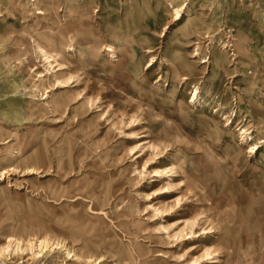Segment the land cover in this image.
Listing matches in <instances>:
<instances>
[{
    "label": "rangeland",
    "instance_id": "obj_1",
    "mask_svg": "<svg viewBox=\"0 0 264 264\" xmlns=\"http://www.w3.org/2000/svg\"><path fill=\"white\" fill-rule=\"evenodd\" d=\"M260 139L264 0H0V264H264ZM172 178L206 197L163 187L166 221ZM211 201L209 233H163Z\"/></svg>",
    "mask_w": 264,
    "mask_h": 264
},
{
    "label": "bare ground",
    "instance_id": "obj_2",
    "mask_svg": "<svg viewBox=\"0 0 264 264\" xmlns=\"http://www.w3.org/2000/svg\"><path fill=\"white\" fill-rule=\"evenodd\" d=\"M183 5H184V2L173 8V15H172V18H171L172 20L173 19H177V17L180 14V11L183 9ZM37 14H44V12L41 11V10H38ZM40 37H42V36H40ZM107 49L109 51H113L111 46H108ZM40 50H41V53H42L44 59L48 62V65L52 66V63L57 61L58 57L56 58L55 56H57L59 54H57V55L55 54V56L53 57V56H51V54H49V52H46L45 50H43V48H41ZM57 51L59 52V50H57ZM57 51H54V52H57ZM145 51L146 52H150L151 50L150 49H146ZM195 51L197 52V49H195ZM196 52L194 53L195 55H196ZM60 56H61V54L59 55V57ZM152 62H153V60L151 59V60H149V62H147L146 65L149 66V65L152 64ZM201 62L203 63V62H205V60L200 61V63ZM57 65H59V64H57ZM57 69H60V68H57ZM186 79H187V77H183L182 78V80H186ZM194 91L195 92L193 93V95H195L198 92V90H196V88H194ZM239 129H240V133L244 131V128H239ZM258 143L263 144L264 143V139H260L258 141ZM252 147L254 148L252 150V153H255L257 151V149H259L260 146L254 144ZM149 148H152L153 150L157 149V147L154 144H150ZM147 150H149V149L147 148ZM134 154H135V152L133 151V155ZM139 155H142V154H139ZM139 155H137L136 157H138ZM153 171L154 172H153L152 176H154V177L158 176V175H160V176L161 175L171 176L170 173L171 174L173 173V171H171L170 169L165 170V171H163V170H153ZM172 177L176 178L175 176H172ZM174 178L171 179V182H167V183H165L164 186L159 187L158 188L159 190H155L152 193V196L150 197V199H151L150 201L151 202L156 200L155 203H157V204L150 203V206L153 209L154 213H156V214L158 213L160 215L159 219H163V220H166V221L168 220V218L173 217L175 215L174 212H177L185 204V203L181 202L182 201V196L184 194H182L181 197H179L180 196L179 194L178 195L176 194V196L172 200V202L163 203V202H160L158 200V198L160 197L162 192H164V191H166V192L167 191H170V192L173 191L174 194L175 193H180V192H182V188L185 187L184 188V189H186V192H184L185 194H190L191 196H196L197 199H203L204 197H206V194H204L203 191L201 192V190H199V188H198L200 186L199 184H196V183L193 184V182H189V180H186V179H185L186 181L182 182L177 188L174 189L173 188V186H174L173 185ZM163 187H164V189L162 190V192H160V189H162ZM211 203L213 204V206L211 208L206 207V205H204V206L200 205L197 209L193 208L191 210L189 218H184V219L177 218L175 221H173L170 224H168V226H163V228H162V229H164L163 233H166L168 238L170 237L173 240H175L179 244V246L182 243H185L186 241H190L192 236L196 237L198 235H205V234L209 233L211 231L212 227H210L206 222H201V221H203V219L205 217H209L207 211L213 209L216 206V204H219V201H216V202L211 201ZM181 223H183V225L180 226V228L178 230H176L175 232L171 231L172 232L171 234H169V232H167V230H169V229L178 228ZM205 224H207V225H205ZM203 225H205V226H203ZM198 226H199V231H196ZM212 232H214V231L212 230ZM32 241L38 242V245L42 246V247H46V245H47L46 238L35 237V238L32 239ZM32 241L28 240L26 242L29 245V244H32ZM17 247H18V243H17ZM65 249H66V254L67 255H69L70 252L72 251L71 249H68V248H65ZM4 250H5V248H0V257L2 256ZM195 250H196V245L195 244H188V246H185L183 248V252L181 253V256H179L180 258L178 257L179 258L178 261L180 263H187V264H201V263H203V261H207V259H209V258H216V257H214V255L217 254L216 253L217 249L209 250V248L207 246H205V247H203V251L200 254H198V255L194 254ZM40 251H42V248H41ZM73 255H76V254H73ZM156 255H161V254L157 253ZM186 257H189V260L185 261ZM0 261H1V259H0ZM182 261H185V262H182ZM87 262L88 261H86V260L83 261V263H87ZM213 262L214 263H220L218 259H214Z\"/></svg>",
    "mask_w": 264,
    "mask_h": 264
}]
</instances>
